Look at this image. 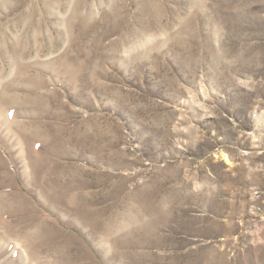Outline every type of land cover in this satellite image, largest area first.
<instances>
[{
    "label": "rangeland",
    "instance_id": "obj_1",
    "mask_svg": "<svg viewBox=\"0 0 264 264\" xmlns=\"http://www.w3.org/2000/svg\"><path fill=\"white\" fill-rule=\"evenodd\" d=\"M0 264H264V0H0Z\"/></svg>",
    "mask_w": 264,
    "mask_h": 264
}]
</instances>
